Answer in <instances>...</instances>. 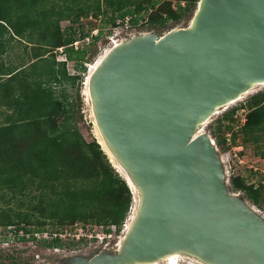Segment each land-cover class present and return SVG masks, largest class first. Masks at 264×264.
<instances>
[{
	"label": "water",
	"instance_id": "water-1",
	"mask_svg": "<svg viewBox=\"0 0 264 264\" xmlns=\"http://www.w3.org/2000/svg\"><path fill=\"white\" fill-rule=\"evenodd\" d=\"M190 22L129 35L91 73L96 124L139 199L119 249L68 264H136L174 252L264 264V216L229 190L215 141L196 133L264 82V0H198Z\"/></svg>",
	"mask_w": 264,
	"mask_h": 264
},
{
	"label": "trees",
	"instance_id": "trees-1",
	"mask_svg": "<svg viewBox=\"0 0 264 264\" xmlns=\"http://www.w3.org/2000/svg\"><path fill=\"white\" fill-rule=\"evenodd\" d=\"M197 2L0 0V17L5 18L17 4L18 15L28 20L25 24L23 20L18 22L16 30L22 33L26 27L31 40L35 36L33 30H38L35 43L41 46V52L28 64V121L20 130L0 128V226L7 227L8 232L15 235L24 230L32 239L33 233L47 231L50 226L58 234L63 227L78 222L84 226L89 223L106 233L112 226L115 231L122 228L132 205V190L100 144L94 138H85L77 127L66 121L67 109L54 86L63 79L78 78L67 73V64L73 63L77 70L85 71L88 49L94 48L103 36H110L114 27L125 20L130 26L140 23L149 28L165 27L169 22L177 23L192 16ZM61 20L68 23L61 27ZM94 29H97L95 34L92 33ZM87 36L90 40L81 47L75 49L71 45L77 37ZM60 46H63L65 60L56 59L54 51ZM39 60L47 61L45 70L41 73L34 69L29 71ZM240 110L245 112L241 123ZM207 128L221 151L249 141L257 143L264 134V91L221 112ZM239 135L240 143L237 141ZM261 156L264 157V150ZM261 178L251 182L244 175L232 174L229 190L242 192L246 199L260 207L264 197V173ZM21 238L24 239V235ZM43 238L41 235L37 240L46 247L72 244L58 235ZM88 240L81 237L76 241Z\"/></svg>",
	"mask_w": 264,
	"mask_h": 264
},
{
	"label": "rangeland",
	"instance_id": "rangeland-1",
	"mask_svg": "<svg viewBox=\"0 0 264 264\" xmlns=\"http://www.w3.org/2000/svg\"><path fill=\"white\" fill-rule=\"evenodd\" d=\"M17 6L18 5L15 4L14 8H16ZM23 9L26 8L24 7ZM191 17L192 16L184 17L177 23L169 22L165 27L156 26L153 28H149L148 26L141 25L140 23H136L135 25L129 27L124 26V28L118 26L117 28L112 30L113 32L111 33V37L108 34L103 36V40L101 39L100 41L95 43L94 48L88 49V61L85 63V71L80 72L74 67L73 63L69 62L67 64V73L72 77L78 76V78L63 79L61 82L57 83V85L53 83L55 85L54 88L57 91L58 96L63 101L67 109L68 119L66 121H68L71 126L77 127L84 135V137L88 140L94 138L97 141L96 127L93 120L94 118L92 115L93 113L91 102L85 94L84 80L86 79V74L89 71L90 65L88 64H92V62L102 53V51H104L110 45L111 38H114L115 40H122L124 38H127L129 35H137L138 33L143 32L157 33L159 35H162L164 32L172 28L187 26ZM85 20L87 21V18L83 19L84 22ZM67 23L68 22L66 20H61L60 26L64 27ZM36 27L39 29L38 25ZM37 31L38 30H33L32 33L33 35H35L31 37L34 42H37L38 40V34H36ZM77 39H79V37H77L75 40ZM79 45L80 43L78 44V47H81ZM60 47L61 48L54 51L56 53V59L65 60L66 57L62 52L63 46ZM45 62L47 61H36L29 67V71L34 69L40 71L41 73L42 69L43 71L45 70ZM260 91H264V85L255 86L248 94L244 95L240 100L228 105L221 112L245 102L250 95ZM221 112L213 115L210 121L220 115ZM238 113L239 123H241L245 118V112L244 110H240ZM204 130L209 133L207 125L204 127ZM237 141L238 143L241 142L240 135L238 136ZM218 150L221 154V158L223 157V159H225L223 163L226 170L228 185L230 176L232 174L244 175L251 182H257L258 179H262L261 174L264 173V157L261 156V151L264 150V134L258 138L257 143L254 141H249L244 145H235L227 151H221L219 148ZM234 150L242 161L240 160L237 162L232 160L231 154ZM239 151L241 152L240 154L238 153ZM109 161L113 165V162L110 160V158ZM119 174L121 173L119 172ZM237 192L242 195V192ZM133 196L134 194L131 193L132 200ZM262 199V205L260 207H257L254 204L253 205L264 216V197ZM250 204L252 203L250 202ZM125 223L126 219L123 224ZM48 229L49 230L47 231L37 232L36 234L33 233L34 238L32 239L30 238L31 234L28 232L26 234L24 230H20L19 233L15 235V233L12 231L9 233V229L7 227L0 226V238L4 237L3 235L6 234V237H4V239H0V264H68V259L75 255L89 257L95 253L100 252L103 248H106L107 251L112 252L116 249V245L122 234L124 226L119 231L112 232L111 236L107 237L103 243H100L98 241V238L95 237V233L97 232V230L89 223L85 226L80 222L65 226L62 230H60L62 232L59 231L58 234H55V232H53L54 230L51 229V226L48 227ZM22 235H24V239L21 238ZM41 235L44 237L43 239H50L55 235H58L63 241H71L72 244L71 246L46 247L37 240V238ZM85 236H87L89 239L87 242L76 241ZM35 239L37 242L35 241ZM105 242L108 244L107 246L104 245ZM162 263L165 264L164 262H161L159 264ZM179 264L189 263L182 261Z\"/></svg>",
	"mask_w": 264,
	"mask_h": 264
},
{
	"label": "crops",
	"instance_id": "crops-1",
	"mask_svg": "<svg viewBox=\"0 0 264 264\" xmlns=\"http://www.w3.org/2000/svg\"><path fill=\"white\" fill-rule=\"evenodd\" d=\"M21 20L14 6L0 17V128L10 131L20 130L28 121V64L41 52L40 44L28 38L26 27L22 33L16 30Z\"/></svg>",
	"mask_w": 264,
	"mask_h": 264
},
{
	"label": "bare ground",
	"instance_id": "bare-ground-1",
	"mask_svg": "<svg viewBox=\"0 0 264 264\" xmlns=\"http://www.w3.org/2000/svg\"><path fill=\"white\" fill-rule=\"evenodd\" d=\"M190 21H191V19H190ZM190 21H189L188 24L191 23ZM119 41L120 40H114V41L110 42V45L104 51H102V53L92 62V64H88V65H90V67H89V71L86 74L87 75L86 79L84 81H85V94L89 98V100H90V94H89V90H88V81H89V77H90L91 73L97 67V65H99V63L105 57V55H107V53L110 51V49L112 47H114V46L119 45ZM258 85H264V82L255 84L253 86V88L255 86H258ZM250 91L244 93L243 95H240L237 100L229 102L225 107H227L228 105L240 100L244 95L248 94ZM219 112H220V109H217L216 112H214V115L219 113ZM93 118H94V115H93ZM93 120H94V124H95V127H96L97 141L99 142L101 148L104 150L106 155H108L110 160L113 162V165L116 168V170H118L121 173V175L125 178V180H128V183L130 185L132 193L134 194L133 200H132V207L130 208V210H129L128 214H127L126 223L124 225V229H123L122 234H121V236L119 238V241H118V243L116 245V248L119 249L121 247V245H122V241L125 238L126 233L129 231V229H131V224H132V222H133V220L135 218L137 205H138V199H139L138 189L134 185V183L131 181V179L128 176V174L126 173V171L122 168V166L119 164V162L116 160L114 155L111 153V151L107 147V145H106V143H105V141H104V139H103V137H102V135H101V133H100V131L98 129V126L96 124L95 118ZM208 123L209 122H205L203 125H201V127L199 128L198 131H196V133H200V132L204 131V127ZM182 261L188 262L189 264H207L205 261L199 259L195 255H192V254L190 255V254H186V253H179V252H174V253L167 254L166 256H164V257H162V258H160V259H158L156 261L138 262L136 264H159L161 262H164L165 264H176V263H180Z\"/></svg>",
	"mask_w": 264,
	"mask_h": 264
},
{
	"label": "built area",
	"instance_id": "built-area-1",
	"mask_svg": "<svg viewBox=\"0 0 264 264\" xmlns=\"http://www.w3.org/2000/svg\"><path fill=\"white\" fill-rule=\"evenodd\" d=\"M118 26H121V27L124 28V26H125V27H129L130 25H129L128 21L125 20V22H124L122 25H118ZM118 26L114 27V29L117 28ZM96 32H97V29H94V30L92 31L93 34H95ZM110 37H111V35H110ZM109 39H110V38H109ZM89 40H90V37L87 36V37H85L84 39H77V40H74V41L71 43V45L76 49V48H78V44H79V43H80L79 46H82L83 43H87ZM114 40H115L114 38H111V42L114 41ZM59 48H61V47H59ZM212 139H213V138H212ZM213 141H214V139H213ZM232 150H233V149H232ZM231 155H232V160L237 161V162L241 160V158L237 155V153L235 152V150L232 152ZM224 160H225V159H223V157H222V161H223V162H224ZM241 161H242V160H241ZM262 183L264 184V180H262ZM124 225H125V224H124ZM112 232H115V227H114V226L111 227V231L108 232V233L103 232L102 230H97V232L95 233V237L98 238V241H99L100 243H103L104 240H105L107 237L111 236V233H112ZM35 234H36V233H35ZM85 237H87V236H85ZM87 238H88V237H87ZM104 245L107 246L108 244L105 242Z\"/></svg>",
	"mask_w": 264,
	"mask_h": 264
},
{
	"label": "clouds",
	"instance_id": "clouds-1",
	"mask_svg": "<svg viewBox=\"0 0 264 264\" xmlns=\"http://www.w3.org/2000/svg\"><path fill=\"white\" fill-rule=\"evenodd\" d=\"M118 172H119V171H118ZM130 189H131V188H130ZM123 226H124V224H123ZM123 226H122V227H123ZM176 264H179V263H176Z\"/></svg>",
	"mask_w": 264,
	"mask_h": 264
}]
</instances>
